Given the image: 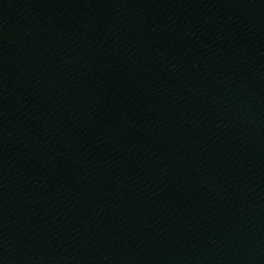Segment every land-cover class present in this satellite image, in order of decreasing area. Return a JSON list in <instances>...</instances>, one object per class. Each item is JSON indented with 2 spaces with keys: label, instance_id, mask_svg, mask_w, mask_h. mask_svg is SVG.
<instances>
[{
  "label": "water",
  "instance_id": "95a60500",
  "mask_svg": "<svg viewBox=\"0 0 264 264\" xmlns=\"http://www.w3.org/2000/svg\"><path fill=\"white\" fill-rule=\"evenodd\" d=\"M0 264H264V0H0Z\"/></svg>",
  "mask_w": 264,
  "mask_h": 264
}]
</instances>
